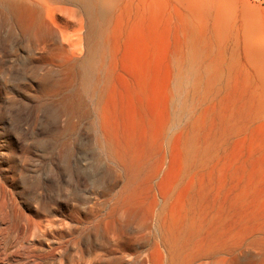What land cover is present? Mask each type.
Listing matches in <instances>:
<instances>
[{
	"label": "rangeland",
	"instance_id": "1",
	"mask_svg": "<svg viewBox=\"0 0 264 264\" xmlns=\"http://www.w3.org/2000/svg\"><path fill=\"white\" fill-rule=\"evenodd\" d=\"M0 264H264V0H0Z\"/></svg>",
	"mask_w": 264,
	"mask_h": 264
}]
</instances>
